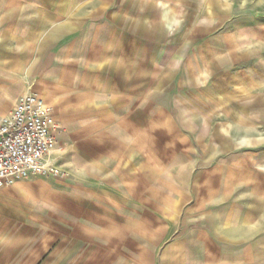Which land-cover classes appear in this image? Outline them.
<instances>
[{"label": "crops", "instance_id": "crops-1", "mask_svg": "<svg viewBox=\"0 0 264 264\" xmlns=\"http://www.w3.org/2000/svg\"><path fill=\"white\" fill-rule=\"evenodd\" d=\"M7 1L0 118L50 106L59 176L0 189V264H87L110 240L148 264H264V9L212 73L142 74L125 34L164 33L172 0Z\"/></svg>", "mask_w": 264, "mask_h": 264}, {"label": "rangeland", "instance_id": "rangeland-1", "mask_svg": "<svg viewBox=\"0 0 264 264\" xmlns=\"http://www.w3.org/2000/svg\"><path fill=\"white\" fill-rule=\"evenodd\" d=\"M21 4L20 1L0 0V7L7 6L15 10H20ZM172 4L177 7L172 6L176 16L168 19L171 25L165 26L164 33L152 32V35L140 34V37L135 35V40L132 33L125 34V72L132 71V57L137 49L140 52L142 74L153 67L158 72L170 69L167 68V63L163 64L164 61L173 62L170 69L172 74L212 73L213 63L216 66L217 62L222 63L225 58L244 51L245 28L259 24L262 18H255L254 14L264 9V2L260 0H219L215 3V8L210 0H172ZM45 5H53V2L46 1ZM45 14L46 24L55 20L47 10ZM17 18L18 16H14L13 20ZM143 19L146 22L147 18ZM148 19L150 21L151 18ZM143 21L142 28L145 25L152 29L149 21L147 24ZM203 24L205 30L200 31ZM131 42H135L134 45ZM234 45H237V49ZM153 62L156 63L155 66ZM51 184L57 185L55 182ZM133 248L131 240L120 243L110 240L108 248L104 243L101 245L97 242L93 244L91 257L87 256L85 259L87 264H148L149 258H139Z\"/></svg>", "mask_w": 264, "mask_h": 264}, {"label": "built area", "instance_id": "built-area-1", "mask_svg": "<svg viewBox=\"0 0 264 264\" xmlns=\"http://www.w3.org/2000/svg\"><path fill=\"white\" fill-rule=\"evenodd\" d=\"M59 130L52 108L34 93L0 118V189L31 177H58L49 156Z\"/></svg>", "mask_w": 264, "mask_h": 264}]
</instances>
